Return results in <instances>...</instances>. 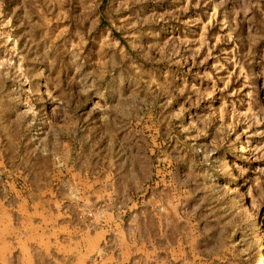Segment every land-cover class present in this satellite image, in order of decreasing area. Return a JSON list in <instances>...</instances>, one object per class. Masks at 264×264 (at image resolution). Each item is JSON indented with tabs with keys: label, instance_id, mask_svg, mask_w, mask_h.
I'll return each mask as SVG.
<instances>
[{
	"label": "rangeland",
	"instance_id": "obj_1",
	"mask_svg": "<svg viewBox=\"0 0 264 264\" xmlns=\"http://www.w3.org/2000/svg\"><path fill=\"white\" fill-rule=\"evenodd\" d=\"M0 264H264V0H0Z\"/></svg>",
	"mask_w": 264,
	"mask_h": 264
},
{
	"label": "crops",
	"instance_id": "obj_2",
	"mask_svg": "<svg viewBox=\"0 0 264 264\" xmlns=\"http://www.w3.org/2000/svg\"><path fill=\"white\" fill-rule=\"evenodd\" d=\"M131 152V151H130ZM124 159H125V155H124ZM128 176H134V177H136V175L134 174V173H130V172H128ZM100 179H98V178H96V179H93V180H91V182H98ZM133 180H135V178L133 179ZM129 182H130V180H129ZM91 184V183H90ZM45 188L43 187V189H41L39 192H40V194H42L43 195V193H45L46 192V194H47V201L48 202H53L54 203V206L55 205H57L56 204V202L58 201L59 203H60V201L61 202H64L65 201V199L64 200H60V199H58V198H56V188H53V187H48V188H46V191L44 190ZM103 189V188H102ZM101 188H99V189H96V190H94L95 192L93 193V194H95V195H92V196H89L88 195V201H89V203L91 202V203H95L97 200H99V198H101V195H106L107 197V199L108 200H112L114 203H115V206H116V203H117V207H121V209L123 210V209H126V207H130V204L131 205H133L134 203H135V199H134V197L137 195L136 193H137V191H138V189H137V187H136V185L134 186V187H127L126 189L125 188H123V189H121L120 187L118 188V185L116 186V188L115 187H113V188H110V189H107V191L105 190V189H103L102 190ZM79 191H72L71 190V192H70V194L69 195H67L66 196V199L68 200V201H74V202H78V200H79V198L80 197H76V195H77V193H78ZM103 192V193H102ZM86 193H87V191H86ZM119 196H121L120 198L118 197V195ZM133 194V195H132ZM118 199H119V201H118ZM39 200H41V201H43L44 202V200H42V199H39ZM35 204H37L38 203V201H36V202H34ZM120 217H121V214H120ZM119 219V218H118ZM54 221V219H51V221ZM38 223H42V224H45V221H42V222H38ZM70 223H72L71 221H70ZM51 226V225H50ZM54 227L55 226H51V228H52V230L53 231H55L54 230ZM69 232H67V235L68 234H74V233H77V228L76 227H74L73 228V226H71V227H69V230H68ZM85 231H83V233H84ZM79 233H80V231H79ZM81 234H82V232H81ZM38 236V235H37ZM35 238H37V237H35ZM38 239V238H37ZM4 250V249H3ZM75 256H76V258L77 257H85V256H87L88 255V253H84V252H82V251H78V252H76V253H73ZM79 260V259H78ZM83 262V261H82Z\"/></svg>",
	"mask_w": 264,
	"mask_h": 264
}]
</instances>
